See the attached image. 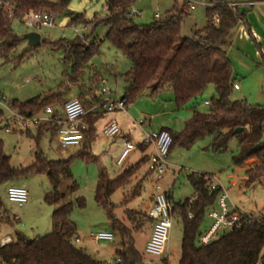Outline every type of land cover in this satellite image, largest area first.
<instances>
[{
  "label": "rangeland",
  "instance_id": "rangeland-1",
  "mask_svg": "<svg viewBox=\"0 0 264 264\" xmlns=\"http://www.w3.org/2000/svg\"><path fill=\"white\" fill-rule=\"evenodd\" d=\"M185 1L137 0L133 8L141 13L134 15L133 19L138 24H148L153 20L155 13L163 17L167 10L174 6L180 7ZM189 1L194 2L195 8L188 10L186 7L180 37L190 36L193 28H202L206 24L205 3L208 0ZM244 6L240 9L247 10L246 22L238 23L231 34L232 41L228 46L232 74L240 87L232 90L230 98L246 99L252 105L264 107V38H262L264 37V11L259 9L264 5L258 3ZM68 9L74 13L83 14L85 19H92V23L96 20L93 18L94 15L98 18L105 16L106 4L105 0H71ZM68 21L67 17L58 16L53 27L43 28L39 32L41 40L51 42L61 38L72 39L78 34L85 33L88 34L89 40L97 37L98 52L81 66L78 83L73 84L69 80L72 73V59L68 49L65 47L52 49L42 41L39 46L32 47L27 40L21 39L7 59L0 54V100L4 96L7 98L4 103L9 104L13 98L24 100L36 95L41 98L55 95L57 97L49 105L53 109L62 111V103L59 100L62 102L72 97L91 100L93 96L99 99L105 98L107 95L102 94L101 88L111 92L108 95L111 99L121 98L125 86L124 73L130 68V61L104 37L107 31L106 25L98 22L92 28L90 27L92 24L89 23L87 31L83 28L85 24L70 25ZM238 26L240 27L237 28ZM12 28L20 38L30 31L18 19L12 21ZM171 54L172 51L141 96L128 103L125 110L113 112L120 127L117 135L109 137L103 132V126L110 117L109 113L103 112L96 120L95 135L88 148L92 155L98 157L97 163L80 155L85 141L80 145L62 147L54 129L42 127L39 132L34 127L29 129L18 127L7 132L0 128L3 150L10 157V163L15 168L20 169L31 165L36 153L48 162L65 161L72 157L69 173L58 176L57 189L62 196L57 202L48 201L47 196L52 190V184L46 173L29 174L13 182L0 184V212L4 211L9 217V221L0 220V236L9 233L15 237L17 232L30 238L42 235L52 228L53 210L72 201L74 207L70 219L77 226V235L73 242L78 247L89 251L104 264H114L117 258L116 250L121 246L119 234H115L113 240L96 242L90 239L96 231L110 226L105 210L95 200L97 177L102 169H105L108 175H113L119 169L138 161L143 152L137 146L121 165L116 164V159L124 147V144L122 145L124 134L130 131L135 144L142 140V131L136 123L145 121V131L148 132L157 130V127L160 124L164 125L162 123L165 122L169 123L172 130L179 131L184 126V117L191 115L190 107L176 109L171 88L166 87L156 95L151 92ZM19 57L22 58L18 60ZM213 96H215L214 88L208 85L203 96L195 104L196 108L199 111H206L208 106L204 104V100H210ZM85 106L88 107L86 103ZM1 111L9 115L2 103H0ZM208 145L207 138L189 148L180 145L172 146L166 158L168 165L157 183L153 172L146 173L147 164L145 163L130 177L128 184L111 195V202L116 204L114 214L123 225L132 230L137 248L143 249L145 240L143 227L146 222L140 215L131 222L126 217V209L143 210L152 194L157 191V184L160 185L161 190L169 192L172 202L177 203L191 197L193 188L188 175L193 172L210 174L215 182L224 186L228 190L230 208L254 215H258L264 208V177L256 179L249 185L245 183L244 169L252 163V160L239 167L232 166V158L239 152L236 139H230L228 148L220 153L213 152ZM151 150L152 148L148 147L146 153ZM232 179L236 180V185L229 184ZM139 181L138 194L124 201L125 196ZM10 184L25 187L29 193V201L23 205L9 201L7 188ZM79 197L84 199V205L81 207L77 204ZM214 207H217V204ZM210 223L206 212L201 229L207 228ZM182 235L181 220L174 213L166 247L170 264H177L180 259ZM77 238L78 241L75 240ZM196 242L199 244L198 240ZM140 254L145 263L148 257L142 252Z\"/></svg>",
  "mask_w": 264,
  "mask_h": 264
},
{
  "label": "trees",
  "instance_id": "trees-1",
  "mask_svg": "<svg viewBox=\"0 0 264 264\" xmlns=\"http://www.w3.org/2000/svg\"><path fill=\"white\" fill-rule=\"evenodd\" d=\"M16 7V14L9 17L0 8V54L8 58L22 37H18L12 28V21H20L23 11L29 9H47L58 16L68 18L70 25H90L91 20L82 14L68 9L71 0H9ZM137 0H105L107 16L99 21H92V27L98 22L106 25L107 38L112 45L130 61V68L124 73V93L121 99L125 106L141 96L161 68L164 60L172 51L165 66L160 71L151 90L153 94L169 87L173 90L176 109L190 107L191 116L179 131L162 128L172 137V146L186 148L199 141L209 139V147L215 153L228 148L230 139L235 138L239 152L232 158V166H242L252 159L258 162L244 169L245 183L251 184L264 177V107L250 104L246 99H231L235 79L232 65L227 56L231 43V34L239 22L246 20V10L239 6H230L233 0H208L206 6V24L202 28H193L190 36H181L186 10V1L182 6L166 11L163 17L154 15L148 24H138L130 15ZM264 1V0H258ZM215 17L218 20H215ZM50 48L65 47L72 59L70 82L77 84L80 68L98 52L97 37L89 40L88 34L72 39L61 38L54 42L41 40ZM22 57H19L20 60ZM208 85L215 91L206 111H199L196 103L203 96ZM53 96L33 97L26 101L16 99L9 105L28 115H32L53 102ZM59 102H61L59 100ZM99 102L103 107L104 101ZM101 111H92L85 117L89 124L83 150L80 152L93 162L98 157L89 152L90 142L95 135V122ZM236 128H241L233 133ZM41 132V128L38 129ZM143 150L146 145H139ZM72 158V157H71ZM70 158V159H71ZM70 159L48 162L36 153L33 163L24 168H15L10 157L3 150L0 139V184L13 182L29 174L46 173L51 181L52 190L47 196L49 202H57L62 196L57 189L58 176L69 173ZM148 155H143L134 164L124 167L114 176L102 169L97 177L95 200L106 212L110 230L120 236V247L116 250L120 258L118 264H145L140 252L134 245L132 230L123 225L114 214L116 204L111 202V195L120 187L129 183L130 177L147 162ZM193 194L183 201L173 202L172 214L180 218L183 228L181 254L177 264H255L264 249V213L256 217L241 215L240 226L219 235L206 244H197L202 232L201 225L207 210L215 203L220 187L211 189L212 175L193 172L188 175ZM140 181L127 194L124 201L138 194ZM168 196L170 194L168 192ZM77 204L84 205V199L77 198ZM74 202L70 201L56 207L52 212V228L36 237L30 238L17 232L12 240L0 246V260L4 264H104L92 256L86 249L78 247L73 239L77 235V226L70 219ZM191 214V217L188 216ZM126 217L131 221L140 214L133 209H126ZM145 222L151 220L140 215ZM9 217L0 212V220Z\"/></svg>",
  "mask_w": 264,
  "mask_h": 264
},
{
  "label": "built area",
  "instance_id": "built-area-1",
  "mask_svg": "<svg viewBox=\"0 0 264 264\" xmlns=\"http://www.w3.org/2000/svg\"><path fill=\"white\" fill-rule=\"evenodd\" d=\"M256 2H228L230 6H242V5H254ZM186 6L188 10H192L195 7L194 2L187 0ZM0 8L9 16L13 17L16 14V7L10 3L9 0H0ZM140 11L131 8L130 15H140ZM156 17L159 14L155 15ZM56 16L47 9H29L22 12L20 22L30 31L39 32L43 28L53 27L55 25ZM215 20H218L215 17ZM88 25L83 28L86 29ZM78 32L77 29H75ZM40 33V32H39ZM84 34H78L82 37ZM234 89L239 88V84L234 82ZM102 94L107 95L105 98H101L100 101H104L103 109L105 112H116L119 110H125V102L123 99L116 97L111 99L108 95L111 93L105 88H101ZM7 100L2 96L0 103H2L9 115L0 112V128L7 132L12 131L18 127L29 129L34 127L39 129L45 127V129H54L58 141L62 147L68 145H80L86 139L87 132L89 130V124L85 117L89 112L95 111L99 106V102H96L90 107H86L80 98L74 97L64 102L62 111L53 109L50 105H47L39 113L28 115L22 113L9 104L4 103ZM204 104H210L209 100H204ZM137 127L142 131V140L139 144H135L130 139L124 140V147L120 155L116 159V164L121 165L128 154L139 145H146L151 147L152 150L148 154L147 170L153 172L156 175L155 182L157 183L163 176L168 162L166 160L169 148L172 142V137L165 129H158L155 131H145L146 122L140 121L136 123ZM120 127L115 118H110L105 122L103 126V132L106 136L113 137L118 134ZM231 186L236 185L235 179H232L229 183ZM220 187L219 194L217 195L215 203L208 209L207 214L211 220L210 225L202 230L198 236V243L200 245H206L215 240L219 235L230 231L234 227L240 226L241 215L246 214L239 210L229 207V194L228 190L211 179V189ZM156 192L151 207L147 212V216L152 221V229L148 240L144 246V254L149 257L147 264H170L167 260V241L169 238V231L172 226V209L173 202L168 196V191H163L160 185H156ZM7 198L9 201L23 205L29 201L28 190L20 185H10L7 188ZM217 204V207H214ZM264 213V208L261 209L259 214ZM258 214V215H259ZM256 217L258 215L246 214ZM191 217V214L188 213ZM114 238L113 232L110 230H99L90 236L93 241L112 240ZM12 240L10 235H4L0 238V246L9 243ZM76 241L78 240L75 239ZM120 258L117 257L114 264H118ZM0 264H4L0 260ZM255 264H264V249L261 250L258 259Z\"/></svg>",
  "mask_w": 264,
  "mask_h": 264
},
{
  "label": "crops",
  "instance_id": "crops-1",
  "mask_svg": "<svg viewBox=\"0 0 264 264\" xmlns=\"http://www.w3.org/2000/svg\"><path fill=\"white\" fill-rule=\"evenodd\" d=\"M248 1H254V2H256L255 4H262V5H264V1H258V0H248ZM248 1H245V2H248ZM235 2H243L242 0L241 1H235ZM207 4H208V2H206L205 3V5L207 6ZM254 4V5H255ZM186 5V4H185ZM242 6H244V5H242ZM246 6V5H245ZM244 6V7H245ZM187 6H185L184 7V9L187 11V8H186ZM239 7H241V6H239ZM195 8V7H194ZM193 8V9H194ZM243 9H245L246 10V8H242V10ZM259 9H261L262 11H264V7H261V8H259ZM247 11V10H246ZM258 12H259V10H258ZM155 14H159V13H155ZM154 14V15H155ZM82 16H83V14H82ZM107 16V10H106V13H105V16L104 17H102V18H98V17H96L95 15H94V17L93 18H96V22L97 21H99V20H101V19H103V18H105ZM159 16H160V14H159ZM84 17V16H83ZM85 18V17H84ZM88 20H92V19H88ZM244 22H246V20L244 21ZM90 27H92V26H90ZM240 26H238L237 28H239ZM93 28V27H92ZM87 29V31L89 30V27L88 28H86ZM249 30V29H248ZM92 38H94V37H92ZM262 38H264V37H262ZM42 39V38H41ZM232 41V40H231ZM229 48L227 49V56H228V58H229ZM229 60H230V58H229ZM231 62V61H230ZM233 75V74H232ZM240 88V87H239ZM238 88V89H239ZM36 96H39V95H36ZM36 96H33V97H36ZM33 97H30V98H27V99H18V98H13V100L14 99H16V100H18V101H26V100H29V99H31V98H33ZM72 98H74V97H72ZM77 98H79V97H77ZM69 99H71V98H68V99H65V100H63L62 102H60V103H62V106H63V104H64V102L65 101H67V100H69ZM81 100H82V102L85 104H87L88 105V107H90V106H92V105H94L95 103H96V101H97V99H99V98H97L96 96H93V99H82V98H80ZM173 99H174V95H173ZM51 106V105H50ZM103 108V107H102ZM102 108L100 107H98V108H96V110L95 111H101V115H102V113L103 112H105L104 111V109L102 110ZM184 109H187V108H184ZM57 110V109H56ZM107 113H109L110 114V117L107 119V121L110 119V118H115L114 116H113V113H111V112H107ZM191 115H189L188 117H184L185 118V121L190 117ZM101 117V116H100ZM116 119V118H115ZM185 121H184V123H185ZM162 124H164V125H159L158 127H157V130L158 129H162V128H169V129H172L171 127H169L170 125H169V123H167V122H165V123H162ZM96 131V130H95ZM130 131L127 133V134H124L123 136H122V138H123V141H122V145L124 144V140L125 139H130V140H132L133 141V139H132V137L130 136ZM134 142V141H133ZM135 143V142H134ZM139 143H140V141H139ZM138 143V144H139ZM148 147H146L144 150L142 149V148H140L141 149V151L143 152L141 155H140V157H142L143 155H148V154H150V152H148V153H146V149H147ZM120 155V154H119ZM139 157V158H140ZM259 160H257V159H252V163H250L249 165H252V164H254V163H256V162H258ZM123 168H121V169H119V171L117 172V173H115V174H113V175H110V176H114V175H116V174H118L121 170H122ZM146 173H148V170H147V172ZM10 185H13V184H10ZM10 185H8V186H10ZM15 185V184H14ZM155 194V193H154ZM154 194H152V196L150 197V200L144 205V209L143 210H135V209H133V210H135L136 212H138L140 215H145V216H147V212H148V210H149V208L151 207V205H152V203H153V199H154ZM208 211V210H207ZM4 211H2L1 213H3ZM16 218V217H15ZM210 219V218H209ZM5 220H7V221H9L8 219H5ZM211 221V220H210ZM127 227V226H126ZM143 228H145L144 229V245H143V249H139V248H137V246H136V244H135V238H134V236H133V232H132V237L134 238V245H135V247H136V249L139 251V252H142V253H144V246H145V243H146V241L148 240V238H149V236H150V233H151V229H152V221L151 220H149V221H147L146 222V224L144 225V227ZM204 229H206V228H203V230ZM100 230H110V228L108 227V228H103V229H100ZM99 231V230H98ZM111 231V230H110ZM116 233H113V235H115ZM4 235H10L9 233H6V234H4ZM4 235H1L0 236V238L2 237V236H4ZM11 236V235H10ZM12 237V236H11ZM79 240V239H78ZM77 240V241H78ZM113 240V239H112ZM96 242H98V241H96ZM89 252V251H88ZM148 257V256H147ZM149 259V257L147 258V260ZM147 260L145 261V263L147 264ZM167 260H168V258H167ZM169 261V260H168Z\"/></svg>",
  "mask_w": 264,
  "mask_h": 264
},
{
  "label": "water",
  "instance_id": "water-1",
  "mask_svg": "<svg viewBox=\"0 0 264 264\" xmlns=\"http://www.w3.org/2000/svg\"><path fill=\"white\" fill-rule=\"evenodd\" d=\"M22 38L27 40V42L32 47H37L41 44V34L37 31H28L22 35ZM241 130V128H236L233 133H237Z\"/></svg>",
  "mask_w": 264,
  "mask_h": 264
}]
</instances>
